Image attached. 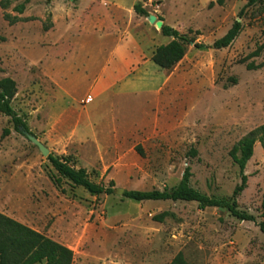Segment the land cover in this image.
<instances>
[{
    "label": "rangeland",
    "instance_id": "rangeland-1",
    "mask_svg": "<svg viewBox=\"0 0 264 264\" xmlns=\"http://www.w3.org/2000/svg\"><path fill=\"white\" fill-rule=\"evenodd\" d=\"M6 1L0 79L16 81L11 104L51 153L115 189H172L190 167L192 187L233 197L241 171L231 151L264 124V0L242 16L247 0ZM6 14L25 20L11 24ZM236 20L240 35L214 48ZM157 21L206 47L187 44L176 66L159 67L152 54L172 38L164 40ZM121 43L139 67L123 86L98 93L91 81ZM245 173L237 201L256 221L195 201L92 194L62 177L0 112V212L69 247L73 264H169L179 252L192 264H264L259 141Z\"/></svg>",
    "mask_w": 264,
    "mask_h": 264
},
{
    "label": "trees",
    "instance_id": "trees-1",
    "mask_svg": "<svg viewBox=\"0 0 264 264\" xmlns=\"http://www.w3.org/2000/svg\"><path fill=\"white\" fill-rule=\"evenodd\" d=\"M259 1L247 0L240 15L242 16L247 8ZM0 5L5 8L8 2L1 0ZM134 10L139 15L147 14L141 3H136ZM5 18L11 24L25 20L18 16L11 17L8 14L5 15ZM243 27L242 22L236 20L227 33L216 39L212 46L219 49L228 47L240 35ZM161 33L163 36L171 37L172 40L168 44L159 45L153 52L151 60L163 69H172L184 58L187 44L194 42L197 48L206 47L205 44L196 43L193 37L181 33L178 29L168 24L162 25ZM248 66L253 68L252 64ZM16 93L17 84L14 79L11 77L0 79V112L11 117L18 131H20L19 128L21 126L29 131L26 122L11 104ZM9 133V128L3 130V136ZM257 141L261 143L264 150V124L250 131L231 151L232 158L239 165L241 171V183L235 188L231 199L211 197L192 187L190 184L192 176L190 167L186 168L182 180L172 189L125 190L124 196L136 201L169 199L174 201H195L201 207H223L240 220L256 221V217L253 214L239 208L237 198L247 186L248 175L245 173V169L254 154V145ZM192 153L196 154V150L193 149ZM48 159L62 177L70 180L75 185L83 186L92 194H112L115 191L113 181L108 186L91 181L85 168H75L66 157L50 153ZM262 216L264 217V195ZM157 218L161 219V216H157ZM258 225L264 234V221L259 222ZM73 260L74 252L66 245L0 212V264H73ZM169 264L192 263L186 260L182 252H179Z\"/></svg>",
    "mask_w": 264,
    "mask_h": 264
},
{
    "label": "crops",
    "instance_id": "crops-1",
    "mask_svg": "<svg viewBox=\"0 0 264 264\" xmlns=\"http://www.w3.org/2000/svg\"><path fill=\"white\" fill-rule=\"evenodd\" d=\"M170 38L171 37H168V39L164 40H169ZM169 42L170 41H166L165 44H168ZM129 45L130 44L128 43L119 44L112 57L110 58V64H105L103 69L101 70V73L91 81L92 88L98 91V93L104 92L105 90L109 89L110 86H115L121 82L123 86L131 80V77L129 75V68H138L140 60L139 58L135 59L134 57H132V59H129L127 55ZM120 66L128 68V72L126 75H121L116 71Z\"/></svg>",
    "mask_w": 264,
    "mask_h": 264
},
{
    "label": "water",
    "instance_id": "water-1",
    "mask_svg": "<svg viewBox=\"0 0 264 264\" xmlns=\"http://www.w3.org/2000/svg\"><path fill=\"white\" fill-rule=\"evenodd\" d=\"M150 21L151 22H155L156 21V17L155 16H151L150 17ZM157 26H159V28L161 29L163 22L162 21H157ZM191 44H194V42H191ZM21 133H23L33 144H35L39 150L41 151V153L44 156H49V154L51 153L49 148L47 146L44 145V143L33 133L27 131L24 127H20L19 128ZM125 189L124 188H116L115 189V193L117 194H121L124 195Z\"/></svg>",
    "mask_w": 264,
    "mask_h": 264
},
{
    "label": "bare ground",
    "instance_id": "bare-ground-1",
    "mask_svg": "<svg viewBox=\"0 0 264 264\" xmlns=\"http://www.w3.org/2000/svg\"><path fill=\"white\" fill-rule=\"evenodd\" d=\"M158 27V29H159V26H157Z\"/></svg>",
    "mask_w": 264,
    "mask_h": 264
}]
</instances>
